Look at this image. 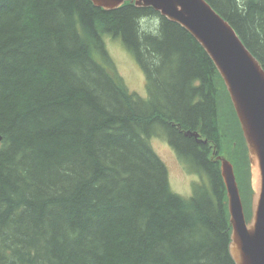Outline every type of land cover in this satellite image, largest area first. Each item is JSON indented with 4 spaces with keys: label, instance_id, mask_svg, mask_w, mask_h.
I'll use <instances>...</instances> for the list:
<instances>
[{
    "label": "trees",
    "instance_id": "1",
    "mask_svg": "<svg viewBox=\"0 0 264 264\" xmlns=\"http://www.w3.org/2000/svg\"><path fill=\"white\" fill-rule=\"evenodd\" d=\"M207 1L264 68V0ZM107 36L135 56L147 97L123 83ZM0 137V264H235L213 152L232 139L251 212L243 132L207 52L152 8L0 0ZM156 137L200 176L190 197L172 190Z\"/></svg>",
    "mask_w": 264,
    "mask_h": 264
},
{
    "label": "water",
    "instance_id": "2",
    "mask_svg": "<svg viewBox=\"0 0 264 264\" xmlns=\"http://www.w3.org/2000/svg\"><path fill=\"white\" fill-rule=\"evenodd\" d=\"M105 12L130 2L152 8L187 30L204 48L226 84L243 131L251 170L252 207L247 216L235 166L214 147L228 192L230 255L235 264H264V68L230 24L207 0H90ZM200 138L198 133H192ZM201 140V139H200ZM207 143L204 140H201ZM254 169L258 185L254 183Z\"/></svg>",
    "mask_w": 264,
    "mask_h": 264
},
{
    "label": "rangeland",
    "instance_id": "3",
    "mask_svg": "<svg viewBox=\"0 0 264 264\" xmlns=\"http://www.w3.org/2000/svg\"><path fill=\"white\" fill-rule=\"evenodd\" d=\"M158 17H150L146 18L142 22V26L144 30L155 32L158 27ZM105 43L107 47V51L109 52L112 60L114 61L118 75L121 77L123 83L128 88L129 91L138 94L141 97H147V82L145 78V74L137 62L135 56L129 52L121 40L114 39L112 37H105ZM224 97V94H222ZM223 100L222 106H226ZM224 108L226 109V107ZM225 141V145L223 148V153L231 159V152L229 142L232 140L230 137ZM231 143V142H230ZM152 146L156 153L161 157V159L165 162L169 171V182L172 190L183 196L190 197L193 192V187L196 184H200V176L189 172L183 162L177 157L174 149L168 143V141L164 137H156L153 139ZM233 151V150H232ZM238 159V158H237ZM233 163V162H232ZM234 164V163H233ZM235 166V165H234ZM239 168V164L237 165V169ZM236 170V167H235ZM237 175V170H236ZM240 176V173H239ZM238 179V175H237ZM240 180V178H239ZM238 180V181H239ZM242 193V192H241ZM243 196V195H242ZM244 201L246 202L244 196ZM248 207L246 205L245 212L247 216H249L250 211H247Z\"/></svg>",
    "mask_w": 264,
    "mask_h": 264
},
{
    "label": "bare ground",
    "instance_id": "4",
    "mask_svg": "<svg viewBox=\"0 0 264 264\" xmlns=\"http://www.w3.org/2000/svg\"><path fill=\"white\" fill-rule=\"evenodd\" d=\"M126 4V3H125ZM122 7V6H121ZM146 78V77H145ZM226 85V84H225ZM228 91V90H227ZM240 123V122H239ZM241 126V125H240ZM243 132V131H242ZM191 136H193L192 134H191ZM244 136V135H243ZM1 140H2V138L0 137V142H1ZM153 142V141H152ZM251 171V170H250ZM251 176H252V174H251ZM238 181V180H237ZM252 182V181H251ZM254 183L256 184V185H258V173H257V171H256V169H254ZM227 189V188H226ZM241 191V190H240ZM193 193V192H192ZM241 196H242V194H241ZM227 198H228V192H227ZM252 200H253V197H252ZM229 201V199H227V202ZM242 201H243V197H242ZM228 204H229V202H228ZM243 205H244V202H243ZM251 207H252V203H251ZM251 207H250V209H251ZM244 208H245V206H244Z\"/></svg>",
    "mask_w": 264,
    "mask_h": 264
}]
</instances>
